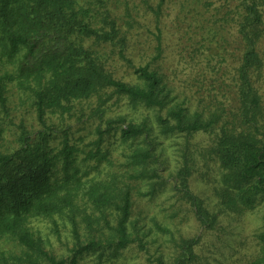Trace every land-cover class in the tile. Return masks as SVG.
Instances as JSON below:
<instances>
[{
  "label": "trees",
  "instance_id": "1",
  "mask_svg": "<svg viewBox=\"0 0 264 264\" xmlns=\"http://www.w3.org/2000/svg\"><path fill=\"white\" fill-rule=\"evenodd\" d=\"M109 1L0 0V109L10 114L8 93L15 87L31 101L38 122V127H28L24 120L18 124L16 147L4 143L6 127L0 122V264H78L87 252H117L135 242L145 249L143 236H133L130 229L133 185L116 174L87 183L84 177L90 174L91 161L111 160L110 146L104 150L102 145L119 133L121 143L132 147L127 156L130 177L151 181L155 187L157 169L151 164L158 156L150 146L133 147L141 138L146 142L155 122L163 134L191 135L217 128L213 152L221 170L224 203L240 213L264 200V0H214L215 11L210 9L212 0H198L206 9H196L202 20L195 21V33L199 42L217 44L211 46L215 50L208 56L207 71L212 69L219 77L229 73V78H219L218 86L210 79L202 110L194 111L181 103L169 106L173 89L152 61L134 62L129 55L133 14L128 12L124 20ZM166 2L144 0L143 10L156 17L154 58L163 53L161 16ZM119 64L133 70L131 81L117 75ZM113 95L126 98L135 110H153L154 122L149 113L139 122H128L125 116L106 118L104 105ZM94 96L99 111L95 114L94 109V115H100L97 148L85 151L71 141L67 127L58 134L53 115L72 114L78 102ZM191 162L185 153L177 188L203 224H211L215 215L189 188ZM83 195L99 214L83 212L79 202ZM112 208L118 212L111 236L83 243L77 217L88 222L94 217L100 223ZM56 215L74 226L70 258L47 250L30 226L32 218ZM195 244L193 238L179 242L171 264H192ZM250 264H264V256Z\"/></svg>",
  "mask_w": 264,
  "mask_h": 264
},
{
  "label": "rangeland",
  "instance_id": "2",
  "mask_svg": "<svg viewBox=\"0 0 264 264\" xmlns=\"http://www.w3.org/2000/svg\"><path fill=\"white\" fill-rule=\"evenodd\" d=\"M212 2L210 9L215 11L213 9L215 1ZM203 3L199 4L198 0H167L161 16L163 53L160 58H154L157 45L154 37L157 32L156 17L151 10L147 12L143 10L146 6L144 0L108 2L124 20L127 19L128 12L133 14L131 24L133 27H129L131 29L129 55L136 64L152 61L153 66H158L165 73V79L173 89L170 107L181 103L189 106L192 111L202 110L201 100L206 97V89L212 87L210 79L216 83L221 77L229 78V73L219 77L221 74L218 72L215 73L211 71L212 69L207 71L208 56L215 50L211 46L217 44L199 42L200 36L195 33L193 27L196 25L195 21L202 20L197 10H202V7L206 9ZM225 31L226 28L224 33ZM225 34L227 38L230 37L228 33ZM262 46L264 48V41ZM228 64L232 66L230 59ZM203 71L207 77L202 75ZM117 75L126 81H131L135 76L133 70L125 65L119 66ZM8 96L10 114L5 115L0 109V122L6 127L4 143L16 147L18 124L24 120L28 127L32 125L38 127V122L31 101H28L17 88L12 87ZM220 98L226 100L222 94ZM97 106L98 98L94 96L78 102L72 114L65 113L63 117L59 113L53 115V124L59 131L58 134L61 135L67 127L72 132L73 143L76 142L85 151L96 150L95 142L98 139L96 127L100 122L98 118L100 115H94ZM104 108L106 118L125 116L128 122H139L149 113L150 120L153 122L155 120L153 110L141 107L135 110L126 98L120 99L117 95L109 98ZM165 113L166 110L163 111V114ZM95 114H99V111L96 110ZM152 125L154 129L150 136H147L146 142L141 138L133 143V147L150 146L158 156V160L151 164V168L157 169L155 187L151 181H137L130 177L127 156L131 153L132 147L121 143L119 133L117 137L102 145L104 150L107 145L110 146L111 160L99 163L91 161L93 167L90 174L84 177L87 183L90 178L108 179L116 174L120 180L123 178L133 185L130 229L133 236H143L145 249L135 242L117 252L111 250L104 254L87 252L80 257L78 264H171L173 256L177 254V244L185 238L196 240L194 245L196 259L192 264H250L254 259L264 256V200L254 209L239 213L228 207L220 195L221 170L213 152L218 129L191 135L163 134L157 122ZM102 126L105 127V124ZM187 152L192 157L189 188L203 200L209 214L215 215L211 224H203L194 205L183 198L177 188L178 170ZM79 202L85 207L82 208L84 213H91L92 216L99 214L84 195ZM116 212L118 211L114 208L109 209L108 219H101L100 223H97L98 220L94 217L88 222L83 220V216H78L82 242L87 243L92 238L100 236L102 239L111 236L110 226L116 223ZM30 226L34 235L44 240L47 250L58 257L70 258L73 255L76 238L73 233L74 226L68 218L57 215L53 218H32Z\"/></svg>",
  "mask_w": 264,
  "mask_h": 264
}]
</instances>
